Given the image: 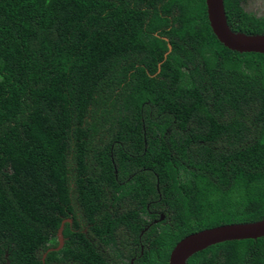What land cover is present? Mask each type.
Returning <instances> with one entry per match:
<instances>
[{"label": "trees", "instance_id": "obj_1", "mask_svg": "<svg viewBox=\"0 0 264 264\" xmlns=\"http://www.w3.org/2000/svg\"><path fill=\"white\" fill-rule=\"evenodd\" d=\"M263 219L264 54L220 44L205 0H0V264H129L123 228L168 264ZM186 264H264V237Z\"/></svg>", "mask_w": 264, "mask_h": 264}, {"label": "water", "instance_id": "obj_2", "mask_svg": "<svg viewBox=\"0 0 264 264\" xmlns=\"http://www.w3.org/2000/svg\"><path fill=\"white\" fill-rule=\"evenodd\" d=\"M207 19L212 33L225 48L240 54H264V35L234 32L227 24L223 0H205ZM170 50V46H168ZM69 221V220H68ZM63 223L57 231L59 250L63 246ZM264 237V219L253 223L228 224L192 233L181 239L172 249L168 264H186L197 252L229 241L255 240Z\"/></svg>", "mask_w": 264, "mask_h": 264}, {"label": "flooded vegetation", "instance_id": "obj_3", "mask_svg": "<svg viewBox=\"0 0 264 264\" xmlns=\"http://www.w3.org/2000/svg\"><path fill=\"white\" fill-rule=\"evenodd\" d=\"M249 1L250 0H238V4L243 9V11H245L244 8L248 9L247 6H250L249 5L250 4ZM249 9H251V8H249ZM247 14L253 16L254 18H256L258 20L264 21V14L260 15L257 12H253V11L252 12H247ZM123 232H124V235H125V238H126V241L124 242V246L125 245L128 246L127 248H122V251L124 252L123 256H124V258L127 256L129 258V264H133V261L136 258L140 259L144 255V249L147 246V242L143 243V240H141V236L145 232V229L140 232L139 236L137 237L136 240L134 239L135 241L133 243H131L132 237H130L129 231H127V230H125L123 228ZM131 244H133V245L131 246ZM130 247H132V249H131L132 252L131 253H130V251H131Z\"/></svg>", "mask_w": 264, "mask_h": 264}, {"label": "rangeland", "instance_id": "obj_4", "mask_svg": "<svg viewBox=\"0 0 264 264\" xmlns=\"http://www.w3.org/2000/svg\"><path fill=\"white\" fill-rule=\"evenodd\" d=\"M249 3L250 6H247L248 9L244 8V10L246 11H244L245 13L253 11L257 12L260 15L264 14V0H250ZM249 8H251L252 10Z\"/></svg>", "mask_w": 264, "mask_h": 264}, {"label": "clouds", "instance_id": "obj_5", "mask_svg": "<svg viewBox=\"0 0 264 264\" xmlns=\"http://www.w3.org/2000/svg\"><path fill=\"white\" fill-rule=\"evenodd\" d=\"M174 248V247H173Z\"/></svg>", "mask_w": 264, "mask_h": 264}]
</instances>
